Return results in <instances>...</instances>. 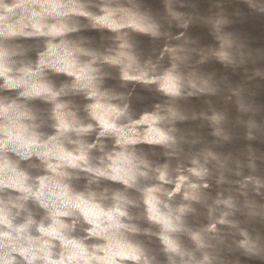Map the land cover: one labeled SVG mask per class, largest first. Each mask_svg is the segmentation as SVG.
Returning a JSON list of instances; mask_svg holds the SVG:
<instances>
[{
	"label": "clouds",
	"instance_id": "obj_1",
	"mask_svg": "<svg viewBox=\"0 0 264 264\" xmlns=\"http://www.w3.org/2000/svg\"><path fill=\"white\" fill-rule=\"evenodd\" d=\"M0 264H264V0H0Z\"/></svg>",
	"mask_w": 264,
	"mask_h": 264
}]
</instances>
